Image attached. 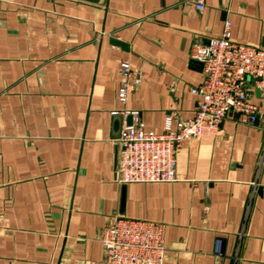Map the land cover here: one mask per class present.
Here are the masks:
<instances>
[{
  "label": "crops",
  "instance_id": "crops-1",
  "mask_svg": "<svg viewBox=\"0 0 264 264\" xmlns=\"http://www.w3.org/2000/svg\"><path fill=\"white\" fill-rule=\"evenodd\" d=\"M226 21L232 40L264 48V0H0V264H107L99 237L115 214L165 224L163 264H264L257 124L232 113L184 141L176 181H115L124 111L156 131L168 113L192 116L191 52ZM122 59L144 74L125 103Z\"/></svg>",
  "mask_w": 264,
  "mask_h": 264
},
{
  "label": "built area",
  "instance_id": "built-area-1",
  "mask_svg": "<svg viewBox=\"0 0 264 264\" xmlns=\"http://www.w3.org/2000/svg\"><path fill=\"white\" fill-rule=\"evenodd\" d=\"M192 1L197 9L204 7V0ZM191 59L202 66L200 82L189 90L197 96L192 116L183 118L168 113L164 116L163 129L156 131L146 127L137 110L124 111L130 122L122 125L117 137V183L178 180L176 152L181 144L218 133L229 114H237L239 122L257 124L264 131V114L251 99L258 90L264 102V48L232 40L230 24L226 21L218 36L195 44ZM119 73L122 79L117 100L125 103L144 74L128 59L120 60ZM164 236L162 222L115 214L103 226L99 241L107 264H163ZM221 247L222 239L217 238L215 253L220 254Z\"/></svg>",
  "mask_w": 264,
  "mask_h": 264
},
{
  "label": "water",
  "instance_id": "water-1",
  "mask_svg": "<svg viewBox=\"0 0 264 264\" xmlns=\"http://www.w3.org/2000/svg\"><path fill=\"white\" fill-rule=\"evenodd\" d=\"M88 1L96 2L97 0H88ZM115 42H116V43H120V42H118L117 40H115ZM197 63H198V65H199V67L202 68L201 63H199V62H197ZM127 122H128V123L130 122V117H128ZM116 158H117V156H116Z\"/></svg>",
  "mask_w": 264,
  "mask_h": 264
}]
</instances>
